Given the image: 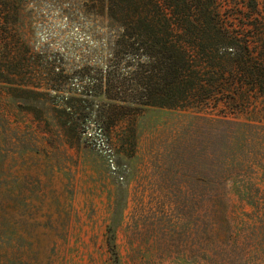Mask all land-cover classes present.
<instances>
[{
  "label": "trees",
  "instance_id": "trees-1",
  "mask_svg": "<svg viewBox=\"0 0 264 264\" xmlns=\"http://www.w3.org/2000/svg\"><path fill=\"white\" fill-rule=\"evenodd\" d=\"M29 12L64 20L66 39L39 46ZM2 104L32 112L24 128L105 150L118 184L138 118L179 112L208 149L194 154L211 166L197 179L199 191L211 190L221 205L228 176L262 165L264 0H0ZM20 126L0 113V128ZM173 153L170 160L180 159ZM247 184L238 191L255 207ZM113 236L110 229L111 248Z\"/></svg>",
  "mask_w": 264,
  "mask_h": 264
},
{
  "label": "rangeland",
  "instance_id": "rangeland-1",
  "mask_svg": "<svg viewBox=\"0 0 264 264\" xmlns=\"http://www.w3.org/2000/svg\"><path fill=\"white\" fill-rule=\"evenodd\" d=\"M31 14L39 46L66 39L64 20ZM0 113L21 125L0 128V264H264L263 154L253 173L226 178L216 206L211 190L202 195L196 183L211 166L194 154L208 149L179 112L153 109L138 118L122 184L105 150L24 128L32 112L15 105L2 104ZM173 152L180 159L170 160ZM243 182L255 207L238 191Z\"/></svg>",
  "mask_w": 264,
  "mask_h": 264
}]
</instances>
